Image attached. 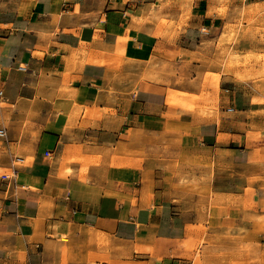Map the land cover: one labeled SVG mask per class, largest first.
Returning <instances> with one entry per match:
<instances>
[{
	"label": "crops",
	"instance_id": "1",
	"mask_svg": "<svg viewBox=\"0 0 264 264\" xmlns=\"http://www.w3.org/2000/svg\"><path fill=\"white\" fill-rule=\"evenodd\" d=\"M243 2L0 0V264H195L197 239L264 264V96L222 75L205 122L180 100Z\"/></svg>",
	"mask_w": 264,
	"mask_h": 264
},
{
	"label": "rangeland",
	"instance_id": "2",
	"mask_svg": "<svg viewBox=\"0 0 264 264\" xmlns=\"http://www.w3.org/2000/svg\"><path fill=\"white\" fill-rule=\"evenodd\" d=\"M227 23L223 32L217 39L212 40L211 47L207 51L200 50L201 56H207L211 59V63L206 71L203 92L200 97L187 99L181 97V104L185 108L195 110L197 115L208 110L209 93L206 88L214 89L220 83L221 76L230 79L233 78L239 82L247 83L261 95L264 96V4L249 5L246 7L245 2L241 5L234 4L232 10L229 8ZM167 21H164L166 24ZM149 65V64H148ZM208 96V97H207ZM4 106V105H3ZM211 113V112H210ZM86 147V145H84ZM32 152L29 146L19 149V157L26 152ZM77 153L81 156L78 158ZM86 149L74 150L66 156V163H80L81 171H85L92 162L87 156ZM26 163L28 158L26 155L22 157ZM25 165V164H24ZM24 165L16 164L18 170H22ZM2 175L12 176L10 169L0 168V177ZM203 229L200 228V232ZM204 240L189 242L186 245V251L190 260H194L195 264H205L208 255L200 252L198 246L203 244ZM100 251H108L111 249L109 240L100 239ZM224 260L229 264H241V261L230 255H222ZM101 262L113 264L111 259L101 258Z\"/></svg>",
	"mask_w": 264,
	"mask_h": 264
},
{
	"label": "bare ground",
	"instance_id": "3",
	"mask_svg": "<svg viewBox=\"0 0 264 264\" xmlns=\"http://www.w3.org/2000/svg\"><path fill=\"white\" fill-rule=\"evenodd\" d=\"M82 63H83V62H82ZM174 98H175L174 95H173V94H170L169 99H170L171 102H172V100H173ZM210 114H211L210 111H209V112L204 111V112H202V114L199 115V117H200V119L202 120V122H205V121H207V120L210 119V117H211Z\"/></svg>",
	"mask_w": 264,
	"mask_h": 264
},
{
	"label": "built area",
	"instance_id": "4",
	"mask_svg": "<svg viewBox=\"0 0 264 264\" xmlns=\"http://www.w3.org/2000/svg\"><path fill=\"white\" fill-rule=\"evenodd\" d=\"M0 99H3V92L2 91H0ZM5 133H6V129L4 127H0V138L4 137ZM48 156H49V153H46V157H48Z\"/></svg>",
	"mask_w": 264,
	"mask_h": 264
}]
</instances>
